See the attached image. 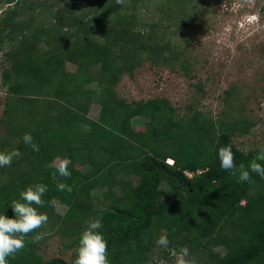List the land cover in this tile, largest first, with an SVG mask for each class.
<instances>
[{
    "label": "trees",
    "instance_id": "trees-1",
    "mask_svg": "<svg viewBox=\"0 0 264 264\" xmlns=\"http://www.w3.org/2000/svg\"><path fill=\"white\" fill-rule=\"evenodd\" d=\"M0 1L8 4L0 49L9 63L0 152L22 153L0 167V214L13 217L10 202L27 186L46 184L45 205L36 207L48 222L37 232L59 235L73 249L71 260L45 262L38 252L43 239L31 243L33 232L8 264H73L93 218L102 222L110 264H159L153 254L163 248L156 244L162 233L168 259L187 246L193 264H264V178L252 173L253 183L239 182L218 158V149L229 146L237 165H249L260 145L240 149L233 138L254 121L229 120L230 108L217 116L191 106L180 112L163 97L129 102L116 91L123 74L147 61L177 63L186 74L188 40L173 35H186L211 0ZM94 103L97 119L89 116ZM25 133L38 152L23 142ZM56 157L70 159V177L52 178L46 165ZM57 181L72 192L59 191ZM53 198L64 213L48 205Z\"/></svg>",
    "mask_w": 264,
    "mask_h": 264
},
{
    "label": "rangeland",
    "instance_id": "rangeland-1",
    "mask_svg": "<svg viewBox=\"0 0 264 264\" xmlns=\"http://www.w3.org/2000/svg\"><path fill=\"white\" fill-rule=\"evenodd\" d=\"M211 4L199 14L197 22L190 24L186 35H173L179 37L181 44L188 40L186 74L177 63L175 67H167L153 66L147 61L133 74H123L116 91L129 102L168 98L180 112L191 106L217 116L230 108L234 115L229 114V120L254 121L249 132L233 138L234 143L240 149L256 148L264 141V0H211ZM7 5L0 1V17ZM4 52L0 49V117L7 100L2 79L9 63ZM67 68L74 71L75 65L69 62ZM228 91L231 101L226 104ZM99 112L100 106L94 103L89 116L97 119ZM134 126L138 128L143 123L134 121ZM96 206L101 207L97 200ZM55 208L60 213L66 211L60 203ZM68 243L65 238L51 234L43 238L38 252L45 262L53 257L71 260L73 249L67 247ZM164 251L156 248L153 260L174 264V251L168 255L169 259L163 256ZM187 259L194 261L191 256Z\"/></svg>",
    "mask_w": 264,
    "mask_h": 264
},
{
    "label": "clouds",
    "instance_id": "clouds-1",
    "mask_svg": "<svg viewBox=\"0 0 264 264\" xmlns=\"http://www.w3.org/2000/svg\"><path fill=\"white\" fill-rule=\"evenodd\" d=\"M117 5H123L124 0H115ZM23 142L30 146L34 152L39 151L38 145L33 142V137L30 133H25ZM22 153L18 149H13L10 152H0V167L11 166L14 158H18ZM218 158L221 168L229 171L231 175L236 177L239 182L253 183L251 174H258L264 178V144L259 146L257 155L251 160L248 166L235 162L234 153L229 146H223L218 149ZM172 160V162L168 161ZM167 163L173 164L172 158L167 159ZM70 159L56 157L46 167L54 169L52 178L56 180L57 174L60 177L68 178L71 176L69 171ZM56 187L59 191L72 192V187L64 182L57 181ZM48 191V186L43 183H36L27 186L20 192L19 199H13L10 202L11 209L14 213L13 217L6 214H0V264H8L9 257L23 250L26 246V237L30 233L36 232L32 236L31 243L40 242L45 233L37 232L48 222V215L40 212L38 207L45 205L44 195ZM35 205V206H34ZM50 207L57 205L55 198L48 201ZM87 227L82 232L78 245L75 249V259L73 264H110L108 259L107 241L103 234L99 231L102 228L100 219H90L87 222ZM169 239L166 233H162L156 240V244L163 248H168ZM187 246L182 247L179 252H173L174 264H193L187 257L189 256Z\"/></svg>",
    "mask_w": 264,
    "mask_h": 264
},
{
    "label": "built area",
    "instance_id": "built-area-1",
    "mask_svg": "<svg viewBox=\"0 0 264 264\" xmlns=\"http://www.w3.org/2000/svg\"><path fill=\"white\" fill-rule=\"evenodd\" d=\"M168 161H170V162H172V160H168ZM187 174H189V175H192L191 173H189V172H186Z\"/></svg>",
    "mask_w": 264,
    "mask_h": 264
}]
</instances>
